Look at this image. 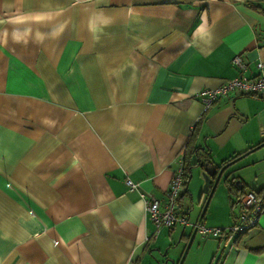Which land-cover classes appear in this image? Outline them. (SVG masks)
I'll list each match as a JSON object with an SVG mask.
<instances>
[{
  "label": "crops",
  "instance_id": "1",
  "mask_svg": "<svg viewBox=\"0 0 264 264\" xmlns=\"http://www.w3.org/2000/svg\"><path fill=\"white\" fill-rule=\"evenodd\" d=\"M259 62L264 0H0V264H170L189 240L181 264H264V98L228 93L204 110L200 96ZM189 146L216 166L240 156L200 220L228 225L253 190L256 225L147 238L140 192L165 199ZM200 173L179 200L190 221Z\"/></svg>",
  "mask_w": 264,
  "mask_h": 264
},
{
  "label": "built area",
  "instance_id": "2",
  "mask_svg": "<svg viewBox=\"0 0 264 264\" xmlns=\"http://www.w3.org/2000/svg\"><path fill=\"white\" fill-rule=\"evenodd\" d=\"M231 61L239 69L245 68V64L239 55L233 56ZM258 70L254 76H246L240 73L231 79L224 80L215 88L201 90L203 109L207 110L218 97L228 93H232L233 96L244 95L264 98V62H259ZM126 184L130 189L137 187V184L129 179H126ZM185 189L182 159L180 158L165 191V199L161 201L148 192H140L147 217L154 224V229L148 235V239L155 237L161 227L170 228L176 224H190L192 229L201 236H224L228 239L237 233L248 230L249 227L258 222L261 202L256 201L253 190L245 192L238 200L239 211L231 223L226 226L210 227L206 226L200 218L190 221L180 210L179 197Z\"/></svg>",
  "mask_w": 264,
  "mask_h": 264
},
{
  "label": "water",
  "instance_id": "3",
  "mask_svg": "<svg viewBox=\"0 0 264 264\" xmlns=\"http://www.w3.org/2000/svg\"><path fill=\"white\" fill-rule=\"evenodd\" d=\"M240 156L232 159V160H229L228 162L224 163L223 165H221L219 168L218 166L215 165V163L213 162L212 159H209V160H202L200 159L199 157L196 158V164L195 166L199 167L201 169V177H202V184H201V187H200V190L198 192V195H197V200L199 201L201 196L202 195H205V200L203 202V206H202V209H201V213H200V217L203 215L204 211H205V208L208 204V201L211 197V194L212 192L214 191L215 187L217 186L220 178H221V175L224 171V169L230 165L231 163H233L234 161H236ZM191 177V173L189 175V178L187 180V184L189 182V179ZM234 176H228L226 175L224 178H223V182L225 183L227 179H233ZM235 183L238 184V186H242V183L240 181V179L238 180H235ZM189 244H190V240L186 243L183 251H182V254L180 256V258L178 259L177 262H175L173 259L171 258H167L165 262L167 261H170V264H181L183 259H184V256L189 248Z\"/></svg>",
  "mask_w": 264,
  "mask_h": 264
},
{
  "label": "trees",
  "instance_id": "4",
  "mask_svg": "<svg viewBox=\"0 0 264 264\" xmlns=\"http://www.w3.org/2000/svg\"><path fill=\"white\" fill-rule=\"evenodd\" d=\"M188 143H189V141H188ZM198 148H201V147H194L193 148V147L189 146V150H187L185 152V154L182 155V157H181V159H182V172H183L184 183H185L186 189H187V180H188L189 175L191 173V167L196 164V158L199 157L202 160H204V159L205 160L211 159L209 157V154L208 153H205V154H202V155L199 154L198 153ZM193 152H195V159L192 161L190 159V155H192ZM224 163H226V162H224ZM224 163H222V165ZM220 166H218V168ZM225 183H226V187H227L228 193H230L231 195H236L237 194V191L236 190L239 189V187H238V184L235 183V180H233V179H227ZM186 189L180 195L179 200H181L183 198V196L186 194V192H187ZM254 194H255L256 201L257 202L260 201V199H258V197H259L258 193L254 191ZM236 197H237V199H240L242 197V194L239 195V196L237 195ZM179 204H180V201H179ZM202 217H203V215H202ZM240 233H242V232H240ZM240 233H237V235L240 234Z\"/></svg>",
  "mask_w": 264,
  "mask_h": 264
}]
</instances>
